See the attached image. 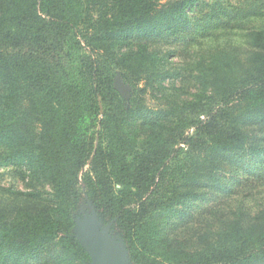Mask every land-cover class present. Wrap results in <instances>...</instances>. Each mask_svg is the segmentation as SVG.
<instances>
[{
	"label": "trees",
	"instance_id": "trees-1",
	"mask_svg": "<svg viewBox=\"0 0 264 264\" xmlns=\"http://www.w3.org/2000/svg\"><path fill=\"white\" fill-rule=\"evenodd\" d=\"M194 2L0 0V166L25 169V179H42L54 190L53 204L17 191V210L0 213V264H91L73 232L89 202L105 224L114 222L133 264H264V213L248 225L234 222L195 251L172 247L166 227L203 197L195 173L207 175L205 160L183 174L186 189L154 198L177 145L200 150L212 172L222 168L228 154L261 155L240 125L264 122V30L248 36L257 50L250 66L230 62L220 52L216 71L203 73L204 91L179 106L172 124L151 129L142 144L134 128L142 116L141 100H126L114 88V70L131 85L154 66L150 40L190 28L187 10ZM131 38L140 42L138 57H119ZM83 41L92 56L79 74L73 47ZM208 85L214 91L210 96ZM214 101L218 108L209 107ZM186 110L199 113L198 119L186 117ZM26 200L38 205L23 208Z\"/></svg>",
	"mask_w": 264,
	"mask_h": 264
},
{
	"label": "rangeland",
	"instance_id": "rangeland-1",
	"mask_svg": "<svg viewBox=\"0 0 264 264\" xmlns=\"http://www.w3.org/2000/svg\"><path fill=\"white\" fill-rule=\"evenodd\" d=\"M187 13L190 28L178 36L150 40L148 55L155 57L154 66L151 65L131 85L126 83L130 87L132 100H141L144 107L139 114L142 116L134 125L140 136V144L152 132L151 129L172 124L174 114L181 111L180 107L184 108L204 91L203 73L209 68L214 69V61L220 52H226L221 56L230 62L238 61L243 67L250 66V59L257 50L248 44V36L252 31L264 30V0H195ZM139 51V40L131 38L118 50V56L129 54L136 59ZM73 53L78 63V73L82 74V63L92 56V52L83 41L75 43ZM133 64L135 68L138 66L137 63ZM118 71L122 73L121 70H114V73ZM159 72L168 73V76L154 77ZM206 87L207 96L214 94L211 85ZM130 103L126 101L129 106ZM209 107L218 108V101ZM185 112L186 117L191 119L197 120L199 117V113ZM240 126L249 137L250 145L259 148L261 155L254 151L228 154L222 168L212 172L210 160L200 150L195 151L183 144L175 147L179 151L171 161L169 171L156 186L155 199L172 197L176 188L186 189L188 184L183 174L195 161L199 164L205 160V168L209 170L203 178L199 172L195 173L198 182H203V197L193 201L183 217L174 219L166 227V235L173 242L172 247L179 251H195L213 243L234 222L248 225L264 213V122L254 121ZM194 128L192 126L188 131L190 135L195 134ZM195 168L192 166L190 175H193ZM25 173L26 170L22 168L0 166V213L11 214L17 210L20 206L17 205V191L36 193L39 198L35 200L40 204L54 203L53 186L42 179H25ZM26 201L21 204L23 208L38 205L36 201ZM86 211L83 209L82 213Z\"/></svg>",
	"mask_w": 264,
	"mask_h": 264
},
{
	"label": "water",
	"instance_id": "water-1",
	"mask_svg": "<svg viewBox=\"0 0 264 264\" xmlns=\"http://www.w3.org/2000/svg\"><path fill=\"white\" fill-rule=\"evenodd\" d=\"M114 88L124 99L130 98V87L119 71L116 73ZM113 226V221L104 223L90 202L86 213L76 219L74 236L90 255L91 264H133L124 239L115 233Z\"/></svg>",
	"mask_w": 264,
	"mask_h": 264
}]
</instances>
